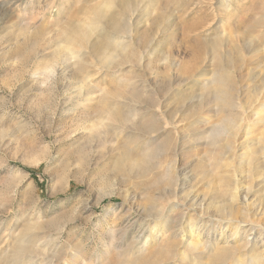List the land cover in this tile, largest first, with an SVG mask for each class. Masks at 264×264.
<instances>
[{"label":"rangeland","instance_id":"obj_1","mask_svg":"<svg viewBox=\"0 0 264 264\" xmlns=\"http://www.w3.org/2000/svg\"><path fill=\"white\" fill-rule=\"evenodd\" d=\"M218 1L0 0V264L13 263L17 241L31 249L14 264H115L162 215L160 242L174 246L183 208L172 205L189 196L197 211L210 203L213 218L234 188L235 217L257 225L245 237L258 239L264 176L246 180V159L264 138V116L257 124L255 114H264V48L254 51L264 29H248L264 16V0H230L225 11ZM112 18L133 35L106 70L90 45L111 36ZM77 27L87 39L68 42ZM218 37L233 101L225 113L216 90L203 88L213 68L206 44ZM114 107L126 120H112ZM122 142L135 162L115 172L109 158ZM215 186L222 194L212 195ZM197 211L189 215L205 222ZM232 230L208 238L238 246Z\"/></svg>","mask_w":264,"mask_h":264},{"label":"bare ground","instance_id":"obj_2","mask_svg":"<svg viewBox=\"0 0 264 264\" xmlns=\"http://www.w3.org/2000/svg\"><path fill=\"white\" fill-rule=\"evenodd\" d=\"M229 1L230 0H219L218 5H217L218 8L222 9L223 11L227 10L228 5L226 3H228ZM132 16L129 20H133ZM119 18H116V19L112 18L110 20L109 23L111 25V28H110L111 36L107 38H103V44L101 46L98 45L97 41L92 42L95 44L90 45L92 51H96L95 53H99V58L101 62L104 64V69L106 70L110 69L113 66L114 62L119 61L121 55H123L125 51L129 48L130 46L129 42L132 39L133 32L131 30H128L126 26L122 25L121 22L117 20ZM257 29H264V16H261L254 23L253 26L251 25L249 27L248 34H255ZM78 30L79 31L75 32V34H65L66 39L69 40L68 42H74L75 37H79L80 40H84L87 37V35L84 34L85 32L83 33L79 28ZM263 32L264 31H262L261 33ZM206 46L209 47L212 53L211 62L210 63L208 62L207 68L211 66L213 68L211 71L205 72L204 76H208V78H206L203 81V88L205 89L213 88L216 90L215 94H216V99L218 100L217 101L218 107L221 110L220 112L225 113L227 109L233 106V101L231 100L230 94H228L227 92V90L230 87L231 81H230V77L227 75L229 74V71L227 70V67L224 64L225 61H222L220 59L219 37L216 38L214 41L207 43ZM263 48H264V43H261L256 47V50L254 51H257V52L259 51L261 53ZM110 52L114 54V56L112 57V60H109L108 58V56L110 55ZM68 55H69L68 57L69 62H72L71 60L74 59V53L68 51ZM74 65H76L77 68H79V70H81L83 66L82 64H80V62L74 63ZM85 80H88V79L86 78ZM88 93H91V92L88 91L87 94ZM259 111L258 113H255L257 117H260L259 120H257V124L259 123L258 121L260 122L262 121L261 118H263L264 116V114H262ZM107 113L110 115L112 120H115L116 122H121L123 120H126V118L123 117V115L119 112L117 108L113 110L108 109ZM231 128L234 129V131L236 130V126L233 124V122H231ZM212 141H213L212 144L216 146L215 141L214 140ZM233 143H227V144L225 143L226 144L224 145L225 147H222V148H224V150H227V149L230 150L229 152H233L235 148L234 146L235 144ZM118 149H121V153L118 156H113L109 158L110 161L112 160V165L109 166L110 170L112 169L115 172L121 171V168L124 167L122 166L124 162L129 161V160L131 162H135L134 156L132 155L130 150L126 147V144H124V142L118 145ZM259 156H264V138H262L259 141V144L257 147L250 149L247 154L246 166L248 169L246 171V180L250 181L252 180L253 177H257V176L263 177L264 176L263 174H261V171H262L261 164L262 163L260 161L261 158ZM82 161H83V158L80 157L79 162H82ZM263 161H264V158H263ZM211 163L213 164V162ZM218 164L215 165V168H217L218 166H221V163L219 165ZM208 176L209 175H206V177ZM219 192H222L220 186L212 191L213 193L212 195L214 196L215 194L216 195L222 194ZM247 192H249V190ZM247 195L248 194H246L244 199L247 198ZM229 196H230L229 206H227L226 208L223 207V208L218 209L219 213L217 214V216H214L215 218L214 217L212 218L211 216H208L207 218V208L208 206L211 205L210 203H208L207 205L205 203L199 204L198 205L199 212H198L196 208L194 207V204L188 205L186 203V201H189L188 199L189 196H187L185 200L183 201V203L172 205L174 210L177 207L183 208L182 209L183 212L181 213V216H180V225L178 227L179 228L178 230L180 232L177 233L178 235L173 234L170 237V239H174V240L179 238L177 240V243L174 246L170 245L169 243H164L162 240L160 242L163 228L168 223L167 219H164L162 215L160 218H156L152 221V226L150 225L146 228L145 235L146 234L147 235L142 236L144 237V239L142 240V243L139 246L138 245L135 246L133 250H129L125 254L120 255L119 262H116L115 264H160V263L162 264H175V263L184 264V259L188 258V254H187L188 251L189 252L192 251L193 255L192 254L191 255L194 256L193 259H191L190 264H242L241 259H244L245 262L248 261L246 262V264H262L264 261V238H262L264 236V230L261 228L258 231L256 230L258 239H255V241H252L250 243L248 241L249 239L247 240V237H245V234L252 232L255 228H257V225L255 226L253 222H249L246 225L247 229H246V226H242V224H246V222L244 221L241 222L237 219V217H235L236 210H233V207H232V204L237 202L239 199V192H237V190L234 188L233 192ZM173 197L175 198V196ZM172 211L173 210H171L170 212ZM190 211L191 212L197 211V215H196L197 219L201 220L203 217H206L205 219L207 220L205 222L202 221V222L195 223L192 217L193 215H189ZM188 215L190 216V220L188 221V223L181 224V221L184 219V217L185 216L188 217ZM133 221L139 222V219L136 218ZM226 229L228 230L233 229L232 230L233 232L231 233L232 234L231 237L239 236L241 238L240 245L237 244L238 246H234V247L229 246V245L219 246L218 243H215L209 240L208 236L209 235L212 236L216 232L224 236ZM260 237L262 239H260ZM154 245L158 246L156 251L150 255L145 254V251L147 250V248L149 246H154ZM248 246L249 248L246 250ZM242 248L245 254H239ZM30 249L31 248L30 246H28V244H25L21 241H17L14 245V251H15L16 257L14 256L15 259L12 264H14L21 257H24L27 254V252L30 251Z\"/></svg>","mask_w":264,"mask_h":264}]
</instances>
